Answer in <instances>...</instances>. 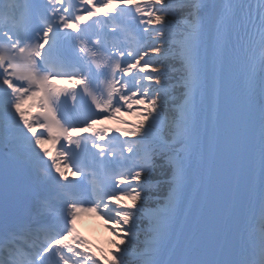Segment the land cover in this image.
I'll return each instance as SVG.
<instances>
[{
  "label": "snow or ice",
  "instance_id": "obj_1",
  "mask_svg": "<svg viewBox=\"0 0 264 264\" xmlns=\"http://www.w3.org/2000/svg\"><path fill=\"white\" fill-rule=\"evenodd\" d=\"M0 146V264H264V0H0Z\"/></svg>",
  "mask_w": 264,
  "mask_h": 264
},
{
  "label": "bare ground",
  "instance_id": "obj_2",
  "mask_svg": "<svg viewBox=\"0 0 264 264\" xmlns=\"http://www.w3.org/2000/svg\"><path fill=\"white\" fill-rule=\"evenodd\" d=\"M74 3L79 4V0H73ZM143 2V1H141ZM84 7V6H81ZM128 11L130 12V15L126 16L125 18H123V20L121 21V24L126 26L127 31L126 32H121L119 34V40L120 42L127 46L128 43L131 41V37L133 35H136L138 32V28L140 26H138L136 24V20L139 19V17L135 14L134 10L128 9ZM82 14V13H81ZM107 19V17H105V20ZM109 24H111V21H109ZM105 27H108L107 25H105ZM130 77H125V79H129ZM57 82L59 83H63V84H68L66 81H60L57 80ZM136 107V105L133 106V109ZM129 114V111L127 109V106H125L124 108H122V113L117 115V119L120 120H124L127 122V124L131 125L129 119L127 118ZM126 125H121V124H117L115 120H104L102 123L98 124L96 126L97 130L100 128H111L113 129L112 132L108 133V136H118L119 134L116 133L114 130L117 127H125ZM91 131L92 130H88L87 132H81L83 135H87L90 136L91 135ZM40 133V130L38 129V134ZM122 138V137H121ZM103 143V142H101ZM46 148H49L50 150H52V154L53 156L56 155V152L59 150L58 147H55V145H53L52 143H48L46 145ZM58 149V150H55ZM63 162V161H62ZM50 163V161H49ZM87 170H90L87 169ZM52 174H57L55 173V170H52ZM89 179H91V177H89ZM96 216L95 215H91L90 216V220H94ZM78 233L80 234L81 237H83L84 239H86L87 241H89L90 246L92 248V252L94 253L95 257L99 258V264H106V262L103 260V254H107L108 252L106 251L105 247L107 246V238H105L104 236L101 235H97L93 232L94 227H90L87 225H81V226H75ZM111 257H109L110 259Z\"/></svg>",
  "mask_w": 264,
  "mask_h": 264
},
{
  "label": "rangeland",
  "instance_id": "obj_3",
  "mask_svg": "<svg viewBox=\"0 0 264 264\" xmlns=\"http://www.w3.org/2000/svg\"><path fill=\"white\" fill-rule=\"evenodd\" d=\"M141 1L145 2V0H141ZM145 59H147V57ZM140 107H143V106L136 105V107L133 109V113L135 112V110L137 108H140ZM133 113L129 112L128 117H127L131 124L137 123L138 119H139L138 115L133 114ZM122 139H124V138L122 137ZM45 147H46V145H45ZM116 191H119V189L117 188ZM124 203H130V201L124 200ZM90 215H95L96 216L94 218V220L91 221L89 219ZM96 218H97V220H96ZM82 224L83 225H87V227L88 226L94 227L93 232L95 234L101 235V236H104L105 238H107V246L105 247V249H106L107 252L112 250L111 249V243H110V241L113 239V238H111L112 237L111 236L112 235V231L110 230L112 228V224H111V222L107 221L103 217V215L101 213L82 212V213L78 214L75 226L76 225L77 226H81ZM143 229L140 230V233H139V239L141 241L144 239Z\"/></svg>",
  "mask_w": 264,
  "mask_h": 264
},
{
  "label": "trees",
  "instance_id": "obj_4",
  "mask_svg": "<svg viewBox=\"0 0 264 264\" xmlns=\"http://www.w3.org/2000/svg\"><path fill=\"white\" fill-rule=\"evenodd\" d=\"M163 179H164V176L162 175L161 170L158 169V170L156 171V173L153 175L152 180H153V182H156V181H162ZM163 194H164V193H163V191H162V192H161V195H163ZM149 206H153L151 200L149 201ZM143 223H144L143 220L140 221V229L143 228Z\"/></svg>",
  "mask_w": 264,
  "mask_h": 264
}]
</instances>
